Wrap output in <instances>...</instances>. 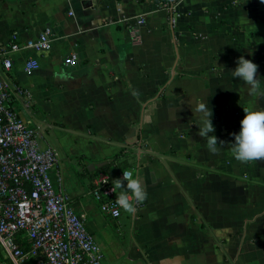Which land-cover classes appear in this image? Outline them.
<instances>
[{"label": "crops", "instance_id": "crops-1", "mask_svg": "<svg viewBox=\"0 0 264 264\" xmlns=\"http://www.w3.org/2000/svg\"><path fill=\"white\" fill-rule=\"evenodd\" d=\"M173 1L0 0L1 46L54 33L50 51L21 49L0 67L8 105L56 150L52 178L104 264H264V159H235L231 135L244 110L264 108V3ZM241 55L258 65L257 91L231 72ZM202 102L215 153L199 134ZM107 170L140 180L134 213L101 210L92 180Z\"/></svg>", "mask_w": 264, "mask_h": 264}, {"label": "built area", "instance_id": "built-area-1", "mask_svg": "<svg viewBox=\"0 0 264 264\" xmlns=\"http://www.w3.org/2000/svg\"><path fill=\"white\" fill-rule=\"evenodd\" d=\"M169 6V4H165ZM53 31L45 27L37 37L0 45V67H12L11 53L21 49L48 52ZM75 54L71 55L73 64ZM39 60L30 57L25 70L32 73ZM10 90L0 74V248L13 264H104L103 252L89 231L86 218L72 205L62 178L51 172L57 163L52 147L42 148L37 130L8 105ZM131 179L130 171L119 178ZM113 181L105 171L92 180L91 193L102 211L117 218L122 208ZM24 241L28 246H24Z\"/></svg>", "mask_w": 264, "mask_h": 264}, {"label": "clouds", "instance_id": "clouds-1", "mask_svg": "<svg viewBox=\"0 0 264 264\" xmlns=\"http://www.w3.org/2000/svg\"><path fill=\"white\" fill-rule=\"evenodd\" d=\"M264 3V0H261ZM258 65L251 59H246L243 55L237 58V64L232 74L241 81L251 86L253 91L258 83L256 76ZM198 116L199 134L208 139L209 150L213 153L218 151L217 137L209 135L214 130L211 116L212 111L207 103H199L196 109ZM234 137L232 151L235 159L247 162L256 159H264V108H249L244 110V115L240 120L239 131L231 134ZM223 143V142H221ZM221 148V147H220ZM113 191L119 190L115 202L122 209L129 213L136 211L135 204L143 201L147 192L138 178H117L115 179Z\"/></svg>", "mask_w": 264, "mask_h": 264}, {"label": "trees", "instance_id": "trees-1", "mask_svg": "<svg viewBox=\"0 0 264 264\" xmlns=\"http://www.w3.org/2000/svg\"><path fill=\"white\" fill-rule=\"evenodd\" d=\"M163 2L164 3H166V4H169V6L170 5H172V4H174V1L173 0H163ZM119 154H121V153H117L116 154V156H115V160L119 157ZM123 163V162H122ZM124 163H126V162H124ZM125 165V164H124ZM126 166V165H125ZM124 167V166H123ZM106 173H108L109 175H110V177H111V179L113 180V181H115V179H117V175L116 174H114L113 172H111L110 170H107V171H105ZM97 174V172H94V175H96ZM24 246H28V242L27 241H24ZM0 251H1V248H0ZM2 253V252H1ZM10 261V260H9ZM11 262V261H10ZM12 263V262H11Z\"/></svg>", "mask_w": 264, "mask_h": 264}, {"label": "water", "instance_id": "water-1", "mask_svg": "<svg viewBox=\"0 0 264 264\" xmlns=\"http://www.w3.org/2000/svg\"><path fill=\"white\" fill-rule=\"evenodd\" d=\"M176 53H177V59H176V62H175V65L173 66V68L171 69V79L173 78V76L175 75V67H176V64L178 62V58H179V54H178V50H177V47H176ZM170 81V80H169ZM102 163H91L90 166L93 167V168H96V167H99Z\"/></svg>", "mask_w": 264, "mask_h": 264}, {"label": "rangeland", "instance_id": "rangeland-1", "mask_svg": "<svg viewBox=\"0 0 264 264\" xmlns=\"http://www.w3.org/2000/svg\"><path fill=\"white\" fill-rule=\"evenodd\" d=\"M0 264H13L8 259H6L0 251Z\"/></svg>", "mask_w": 264, "mask_h": 264}]
</instances>
